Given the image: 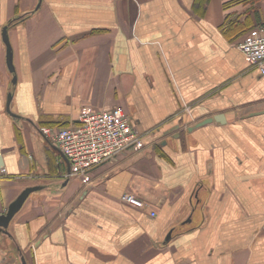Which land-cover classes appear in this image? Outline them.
I'll return each instance as SVG.
<instances>
[{
    "label": "crops",
    "instance_id": "crops-1",
    "mask_svg": "<svg viewBox=\"0 0 264 264\" xmlns=\"http://www.w3.org/2000/svg\"><path fill=\"white\" fill-rule=\"evenodd\" d=\"M262 21L264 0H0V213L39 186L0 264H264V74L238 46ZM117 105L143 143L73 175L41 126Z\"/></svg>",
    "mask_w": 264,
    "mask_h": 264
},
{
    "label": "built area",
    "instance_id": "built-area-1",
    "mask_svg": "<svg viewBox=\"0 0 264 264\" xmlns=\"http://www.w3.org/2000/svg\"><path fill=\"white\" fill-rule=\"evenodd\" d=\"M238 46L264 74V26ZM41 131L61 149L72 165L71 173L79 177L88 176L97 166L143 143V133L132 125L121 105L84 112L78 122L68 125H43ZM121 200L137 207L146 205L144 199L131 192L124 193Z\"/></svg>",
    "mask_w": 264,
    "mask_h": 264
},
{
    "label": "water",
    "instance_id": "water-1",
    "mask_svg": "<svg viewBox=\"0 0 264 264\" xmlns=\"http://www.w3.org/2000/svg\"><path fill=\"white\" fill-rule=\"evenodd\" d=\"M4 40L7 45V61L10 69L14 71V61H13V50H12V45L10 42L9 34H8V27H4ZM16 79V78H15ZM14 79V80H15ZM12 95L9 94L8 96V103H7V109L10 111L13 115H15L11 109H10V102H11ZM214 119H219L218 116L214 117H208L200 121L199 123L196 124V126H200L202 124H205L207 122H210ZM192 129V128H191ZM2 165V156L0 155V166ZM39 186L37 185H32V186H27L10 204L8 209L5 212L0 213V228L3 229L4 231L8 232V227L16 215V213L22 208L24 205L25 201L27 198L30 196V194L38 190Z\"/></svg>",
    "mask_w": 264,
    "mask_h": 264
},
{
    "label": "trees",
    "instance_id": "trees-1",
    "mask_svg": "<svg viewBox=\"0 0 264 264\" xmlns=\"http://www.w3.org/2000/svg\"><path fill=\"white\" fill-rule=\"evenodd\" d=\"M244 1L255 3L257 0H244ZM261 23H263L261 26H264V21H262ZM228 25L229 27L233 26L235 30H240L246 26H249L247 21L241 22L239 21L238 18L230 20Z\"/></svg>",
    "mask_w": 264,
    "mask_h": 264
}]
</instances>
